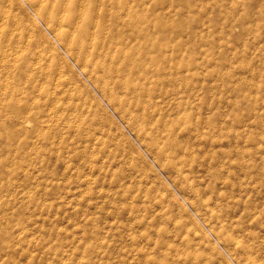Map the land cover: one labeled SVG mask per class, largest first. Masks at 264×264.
Instances as JSON below:
<instances>
[{
    "label": "rangeland",
    "instance_id": "obj_1",
    "mask_svg": "<svg viewBox=\"0 0 264 264\" xmlns=\"http://www.w3.org/2000/svg\"><path fill=\"white\" fill-rule=\"evenodd\" d=\"M121 1L142 31L133 47L113 44L91 61L164 64L141 98L183 154L176 167L188 181L173 183L178 172L159 166L71 66L89 93L64 103L95 96L108 114L99 124L118 136L88 147L66 129L61 141L33 123L5 127L19 107L0 104V264H247L230 258L216 230L264 264V0ZM92 148L104 171L87 167Z\"/></svg>",
    "mask_w": 264,
    "mask_h": 264
},
{
    "label": "bare ground",
    "instance_id": "obj_2",
    "mask_svg": "<svg viewBox=\"0 0 264 264\" xmlns=\"http://www.w3.org/2000/svg\"><path fill=\"white\" fill-rule=\"evenodd\" d=\"M126 10V4L121 0H0V104L6 107L11 105L19 107L18 112L8 115V119H2L1 124L21 130L25 125L33 123L34 130L40 132L43 129L45 134L55 130L59 135L66 129L67 133H71L69 135L72 136V140L82 143L86 141L88 147L92 142L98 144L108 143L109 140L112 142L118 133L114 134V131L113 133L108 130L109 128L105 129L99 124L102 123L100 118L102 119L106 113L103 106L98 105L95 96L88 95L81 106L63 101V97L75 99L84 91L89 93L78 81L72 69L75 66L86 81L97 90L99 97L112 110H116L122 123L153 152L155 158L160 160L159 166L165 165L178 172L180 176L177 175L172 182L183 186L182 182L186 178L181 175V169L176 167L177 156L181 158L183 154L175 153L176 143L170 134L160 133L157 124L151 125L153 103L146 104L147 99L141 98L143 96L141 94H146L144 91L147 89L143 80L148 79L150 73H161L165 69L164 64L91 61L94 54H109L113 44L120 49L133 47L131 38L140 33L142 27ZM108 16L115 17L114 23H105V17ZM57 48H60L64 56L72 62H65ZM54 58L59 62L53 61ZM162 63H169L168 67L175 68L171 62ZM105 115L103 118L108 114ZM84 125L87 126L89 134L85 133ZM72 132L76 137H73ZM66 137L68 138V134ZM59 139L62 141L64 137L59 135ZM116 144L119 145V142H115ZM87 145L85 148L82 147L83 150L89 149ZM75 149L78 151L80 148ZM70 150L73 152L67 147L65 152L69 153ZM79 152L77 155L81 154H78ZM126 152L123 153L122 159H129ZM85 153L96 159L97 152L94 148ZM93 158L86 161L89 170H102V166L96 164ZM200 207L206 209L208 205L204 203ZM209 213L212 215L213 212ZM212 216L214 217V213ZM213 234L220 236L227 247L232 249V252H228L231 259L247 264H261L251 256L250 250L241 241L222 235L217 230Z\"/></svg>",
    "mask_w": 264,
    "mask_h": 264
}]
</instances>
